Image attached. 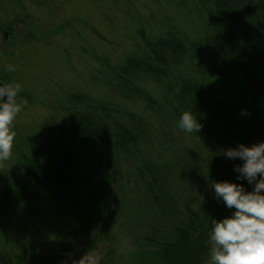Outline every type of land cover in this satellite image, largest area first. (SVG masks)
I'll use <instances>...</instances> for the list:
<instances>
[{"label":"trees","instance_id":"trees-1","mask_svg":"<svg viewBox=\"0 0 264 264\" xmlns=\"http://www.w3.org/2000/svg\"><path fill=\"white\" fill-rule=\"evenodd\" d=\"M197 7L203 22L198 31L184 32L166 20L170 31L146 36L144 47L128 53L114 69L118 82L103 80L107 94H72L85 106L61 118L57 127L61 138L52 141L45 136L32 158H22L27 184L14 191L0 188V211L5 214L7 208L10 218H23L27 237L39 238L37 221L42 220L37 213L56 200L76 210L77 215L65 213V217L74 220L69 228L75 226L77 235H99L101 229L109 235L119 228L133 239L131 252L115 250L109 264H210L211 218L231 212L213 198L210 181L231 180L243 183L246 190L252 187L236 179L233 165L242 161L227 159L222 151L264 141V0H198ZM143 75L163 88L160 99L141 86ZM130 101L144 105L132 107ZM191 109L202 126L197 134L188 133L194 136L187 146L189 157L175 151L166 159L163 153L175 143L171 129L181 112ZM146 144L155 145L163 163L144 157ZM133 149L140 151L139 157ZM126 157L134 160V173L144 191L129 190L122 168ZM196 160L203 173L211 171L204 176L206 187L198 189L209 195L186 214L187 203L194 199L173 193L171 180L177 169L195 173L191 169ZM198 178L201 171L186 176ZM136 204L145 207L146 216L131 214ZM67 233L59 240L65 242ZM16 250L29 256L33 252L23 242ZM76 259V253L64 247L45 264H71ZM16 261L0 259L2 264Z\"/></svg>","mask_w":264,"mask_h":264},{"label":"rangeland","instance_id":"rangeland-1","mask_svg":"<svg viewBox=\"0 0 264 264\" xmlns=\"http://www.w3.org/2000/svg\"><path fill=\"white\" fill-rule=\"evenodd\" d=\"M197 5L198 0H0V83L20 85L15 99L21 105L12 122L15 137L11 155L0 161V188L14 191L27 184L22 158H32L38 149L36 146L40 147L37 143L47 135L51 140H59L57 127L62 123L61 118L81 112L85 106L72 99V94L91 97L107 94L103 80L118 82L114 78L116 73L112 74L114 69L121 66L128 53L144 47L146 36H160L170 31L165 25L166 20L186 32L198 31L203 22ZM8 66H12V70ZM143 76L141 86L160 99L165 93L163 88ZM130 105L140 108L144 103L130 101ZM158 125L154 126L158 128ZM171 130L175 143L172 150L163 153L164 157L171 159L175 151L189 157L193 134L177 128ZM154 148L155 145L150 144L143 146L144 157L154 164L163 163L161 154ZM133 152L139 157L140 151L133 149ZM198 161L191 170L196 174L202 172L200 180L186 179L195 173L179 169L171 180L174 182L170 186L173 193L194 199L187 203L186 214L197 210L198 204L209 195L198 189L206 187L208 182L204 176L210 175L211 171L203 173ZM122 168L129 190L144 191V184L134 173V160L124 158ZM111 186L108 188L113 189ZM26 203L28 208L32 206L30 202ZM42 207L43 210L36 212L42 221H37L39 238L35 236L34 239L33 235L27 237L28 230L22 226L23 218L20 221L10 218L7 208L5 214L0 211V259H17L18 264H45L62 254L65 247L76 253L77 259L90 251L99 256V264H109L115 250L128 255L134 248L133 239L119 228L109 235L103 229L99 235H77L76 228L73 229L75 226L69 228L70 224H75L74 220L65 217V213L77 215L76 210L63 202L59 204L55 200L53 205ZM145 213V207L137 204L131 211L138 217L146 216ZM65 233L68 236L66 241L59 240ZM16 240L23 242L26 250L33 251L30 256L29 252H17L16 245L20 242ZM14 241L18 243L15 245Z\"/></svg>","mask_w":264,"mask_h":264},{"label":"clouds","instance_id":"clouds-1","mask_svg":"<svg viewBox=\"0 0 264 264\" xmlns=\"http://www.w3.org/2000/svg\"><path fill=\"white\" fill-rule=\"evenodd\" d=\"M12 70V66H8ZM19 84L0 87V161L7 160L12 151L15 132L12 122L21 110L15 97ZM243 109L241 110L243 114ZM201 123L191 110L181 112L176 128L184 133H198ZM222 155L234 164L236 179L211 180L213 198L231 210L219 219L211 218L208 232L210 264H264V141L238 144L223 149ZM99 256L87 251L71 264H99Z\"/></svg>","mask_w":264,"mask_h":264},{"label":"water","instance_id":"water-1","mask_svg":"<svg viewBox=\"0 0 264 264\" xmlns=\"http://www.w3.org/2000/svg\"><path fill=\"white\" fill-rule=\"evenodd\" d=\"M2 86H4L2 83H0Z\"/></svg>","mask_w":264,"mask_h":264}]
</instances>
